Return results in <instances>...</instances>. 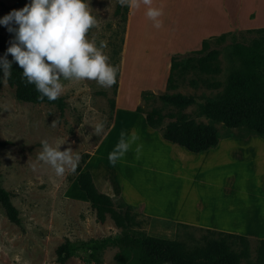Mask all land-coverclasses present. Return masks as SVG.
Returning <instances> with one entry per match:
<instances>
[{
    "label": "rangeland",
    "instance_id": "obj_1",
    "mask_svg": "<svg viewBox=\"0 0 264 264\" xmlns=\"http://www.w3.org/2000/svg\"><path fill=\"white\" fill-rule=\"evenodd\" d=\"M0 1L2 18L14 10L9 6L15 0ZM229 1L232 14L228 20L225 7L228 0H172L171 6L163 8L167 13H164L161 20L186 8L188 31L194 33L193 40L196 42L214 36L206 35L214 31L220 32L226 26H240L230 28L223 38L209 39V47L204 50H218L219 73L188 70L176 77V87L173 90H165L168 72L157 78L156 86L152 88L143 87L150 77L141 75L139 80L136 78V71L144 70L147 66H150L147 72L152 69L160 71L166 53L180 45L170 43L174 38L165 36L163 30L153 26L143 5L135 10L131 21L132 37L127 47L124 78L127 84L133 86L136 81H141L137 105L144 111L153 107L160 108L165 114L181 111L197 122H208L205 116L197 113L196 104L179 110L161 101L157 95L164 91L179 92L194 96L196 102H203L222 89L231 64L237 62L235 58H231L230 46L235 42L250 43L257 33L247 32L246 29L264 26V0H238L241 3L237 7L233 0ZM30 2L28 0L26 4ZM88 3L99 27L92 28L87 33V39L95 38L97 47L100 41L107 42V48L103 51L109 57L108 63L116 66L119 71L115 90L113 86L101 87L94 80L72 82L62 79L65 90L60 96L64 99L65 107L61 111L55 105L16 99L14 88L4 82L2 74L0 142L8 143L0 145V184L9 191L12 203L18 209L20 224L10 222L0 205V264H60L56 259V249L65 240L79 244L122 232L109 216L102 222L96 219L94 210L75 183V172L66 170V174L59 177L50 165L38 159V154L42 151L41 140L45 139L52 145L65 140L60 146L61 151L70 147L73 154H91L113 120L114 109L110 107V101L116 102L118 96L129 12L115 14L116 0H88ZM153 3L158 6V2L153 0ZM252 11L253 14L250 13ZM12 26L18 27L15 23ZM0 34L9 44L15 38V34L10 33L2 24ZM196 49L175 53L187 55ZM214 81L220 82V85L214 86ZM145 89L153 94L142 98L141 91ZM133 96L128 86L122 93L115 128L100 147L97 157L94 156L88 164V169L97 168L99 158L107 155L110 149L109 153L114 150L121 132L126 134V138L136 132L139 140L113 167L117 182L131 190L130 199L146 196L157 207L173 212L179 210L189 218L220 227L240 228L239 223L246 218H257L259 214L260 218L263 217L261 222H264V198L260 196V193L264 195V137L257 134L239 137L237 135L244 133L245 128H227L221 122H216L220 139L246 140L222 142L217 153L209 154L210 156H193L187 153L181 156L175 152L174 147H163L156 142L157 136H161L160 132L142 121L140 116L143 112L130 109ZM130 118H135L133 123ZM171 119L165 117L163 124ZM98 122H104L105 127L100 135H95L94 126ZM82 125L83 128H80ZM147 128L151 131H147ZM226 133L231 135L226 136ZM137 145H142L138 158L135 151ZM79 164L82 165L81 160ZM146 166L160 170L151 171ZM110 196L114 207L122 204L120 195ZM138 206L132 211H124L127 228L135 237L152 235L168 238L191 248L203 244L208 237L218 235L202 226L169 219L149 220L141 215V208ZM243 236L248 241V255L240 258V264H264L258 257L260 239L264 236ZM241 248L242 245L236 239L232 243V249L239 253ZM118 251L119 246H106L101 251L102 263L119 264L114 257ZM89 252L86 248L78 249L64 264H95L89 258Z\"/></svg>",
    "mask_w": 264,
    "mask_h": 264
},
{
    "label": "trees",
    "instance_id": "obj_2",
    "mask_svg": "<svg viewBox=\"0 0 264 264\" xmlns=\"http://www.w3.org/2000/svg\"><path fill=\"white\" fill-rule=\"evenodd\" d=\"M28 0H15L9 7L16 9L25 5ZM0 5L2 2L0 1ZM127 13V6H120L116 0L115 14ZM247 32H256L257 36L248 44L235 42L230 46L231 58L237 62L231 64L230 71L222 85V89L213 97L203 102H196L194 96L184 95L179 92L168 93L166 91L158 94V98L179 110L191 104L197 105V113L208 119V122H197L185 112L163 113L160 108L153 107L144 111L139 105L135 107L137 112H143L147 125L157 129L165 140L177 143L191 152H201L213 148L218 144L220 135L216 122H221L227 128H245V132L239 137L249 134H257L264 137V27L247 28ZM228 32L211 36L201 41V48L193 50L187 55L175 53L170 57L169 71L166 79L165 90H173L176 87V77L188 70H197L204 73L216 74L220 72L217 62L218 50L209 49V39L223 38ZM9 43L0 34V57L6 55L11 62V77L7 83L14 88L16 99L31 103H47L55 105L63 110L65 102L63 97L55 101H49L47 97L39 101L40 95L34 84H28L22 78L23 69L14 61L11 54H7ZM3 70L0 68V86ZM119 75V71L116 76ZM219 86L220 82H212ZM114 90L117 87L113 85ZM153 93L150 90H142L141 97L146 98ZM110 107L114 109L115 100L110 101ZM165 117L172 118L163 124ZM226 136L231 134L226 133ZM7 141L0 142V145L7 144ZM89 153L81 156L82 165H78L75 173L79 189L84 192L95 217L102 222L109 216L122 232L119 235H108L100 239H93L90 242L73 244L65 240L56 249V259L60 264L73 255L78 249L86 248L89 258L95 264H103L101 251L106 246H119L115 253V260L119 264H240V258L248 255V241L245 236L223 231H207L218 235L205 239L201 245L187 248L182 242L147 235L144 238L135 237L130 234L124 215V211H132L135 206L122 201L118 207H114L110 195L100 191L94 184L89 170H83L84 163ZM0 205L2 206L7 219L20 224L18 209L12 203L9 191L0 184ZM138 207H142L139 205ZM238 240L242 245L239 253L232 249V243ZM258 257L264 261V238L260 239Z\"/></svg>",
    "mask_w": 264,
    "mask_h": 264
},
{
    "label": "clouds",
    "instance_id": "obj_3",
    "mask_svg": "<svg viewBox=\"0 0 264 264\" xmlns=\"http://www.w3.org/2000/svg\"><path fill=\"white\" fill-rule=\"evenodd\" d=\"M117 2L134 10L143 5L153 26L157 29L163 26L160 19L164 15L163 6H155L153 0ZM13 23L18 27H13ZM0 24L15 34L7 54H11L23 69L22 78L35 85L40 94L39 101L45 97L49 101L57 100L65 90L62 79L72 82L94 80L105 88L116 83L118 68L108 63L109 57L103 51L107 42L100 41L97 47L95 38L87 39V33L99 27L88 0H31L23 8L14 9L0 18ZM0 68L6 83L12 74L11 62L6 55L0 57ZM104 127V122L96 123L94 134L100 135ZM137 140L136 132L127 138L121 132L119 142L108 155L109 163L115 166ZM64 143L65 140H61L52 145L46 139L41 140L42 151L38 154V159L50 165L59 177H63L66 170L74 173L81 160L80 154H73L70 147L61 151L60 146ZM141 148L142 145L136 146L137 158Z\"/></svg>",
    "mask_w": 264,
    "mask_h": 264
},
{
    "label": "crops",
    "instance_id": "obj_4",
    "mask_svg": "<svg viewBox=\"0 0 264 264\" xmlns=\"http://www.w3.org/2000/svg\"><path fill=\"white\" fill-rule=\"evenodd\" d=\"M154 1L158 2V6L162 5L163 8L169 7L173 4L172 0H154ZM229 2L230 1L228 0V2H226V6H225L227 13H228L227 14V20H228L230 14H232V9H230ZM233 3H235L236 7H237V6H240L241 2H239L238 0H233ZM181 10L175 12L174 14L167 15L164 19H162L163 26L161 28H159V30H163V34L165 36H167L169 38H174L173 41H171L170 43L179 44L180 46L178 48H176V47L171 48L169 50V52L166 53V55L163 58V61L161 63L162 66L160 68V71H157V69H152V71L147 72L146 70L150 66H147L148 68H146L144 70H137L136 71L137 80L140 79L141 75H145V76H148L151 78L149 81H147V84L143 85L144 88H152V87L156 86L157 78L162 77L163 75H165L169 71L170 57L173 53L187 51L190 49H196L198 47H199V49L201 48V40L202 39H199L197 42L194 41L193 40L194 33L188 31V16H186V12H187V11H185L186 8L181 9ZM128 12L129 13H128V20H127V25H126V34H125L124 50H123V58H122V69H121V73H120L118 96H117V100L115 102L113 120H112L111 124L108 126V128L106 129V131L104 132V134L102 135L100 141L98 142V144L96 145L94 150L91 152V154H89V157L87 158L86 162L84 163L83 170L87 169L90 171V173L92 175V179L94 181V184L100 191L105 192L108 195H120L125 202H127V203H129L135 207L142 204L141 205L142 206L141 207V215L144 218H147L149 220H153L154 218L162 219V220L169 219V220H172L175 222L186 223V224H191V225H196V226H202L205 228L215 229V230L223 231V232L240 233L243 235L255 234L258 236H264V222L263 223L261 222V219H263V217L260 218L261 214L258 215L259 217L254 218L252 220L246 218V220L244 222L239 223L240 228H237L238 226L235 228L220 227V226L215 225V224H209V223L201 222V220L198 221V220L189 218L185 214L178 212L179 210H176L173 212V211L167 210L165 208L157 207V205L154 204L151 201V199L149 197H146V196H142L140 198L133 199V200L130 199L131 190L129 189L128 186L124 187L122 184L117 182V179L113 173V171H114L113 167L114 166L109 163L108 155H109V151H111V149L108 151L107 155H103L101 158H99L100 161L98 163L99 166L97 168L94 167L91 170L88 169V168H90V166L88 164L91 162V160L94 156L97 157L96 155H97V152L100 150V147L106 141L110 132L112 130H114V128H115V122H116L115 120L118 116V112H119V109L121 106L122 93H124L125 90H127L128 86H129V90L132 92V95H134L133 96L134 101H133L130 109L132 111H136L135 107L137 106V102H138L137 101L138 96H139L138 94H139L140 89L142 88L141 81L140 82L136 81L134 86H133L132 84H127V82L124 78L125 77L124 76L125 60H126V54L128 52L127 47L129 45V39L132 37L131 21H132L135 10L130 9L128 7ZM163 12L167 13L165 10H163ZM170 12H172V10ZM250 13L253 14V11ZM175 14H178V15H175ZM234 27H240V26L239 25H233L231 27L226 26V28H223L220 32L214 31L213 33H209L206 36H208L210 34L219 35L221 33L228 32V30L230 28H234ZM260 27H264V26H260ZM196 50H198V49H196ZM140 117H142V121L146 123L145 118H144V114L141 115ZM133 119H135V118H130L129 120H132V123H133V121H134ZM137 121H139V120L137 119ZM146 125H147V123H146ZM146 130L151 131V130H149V128H147ZM157 138H158V140L156 142H158L160 146L172 147V148L174 147V149L176 150L175 152H178L181 156L183 154H185V155L189 154V155H193V156H201V155L210 156L209 154L217 153L222 142L233 141V140L234 141L246 140V139H233V138L220 139L218 144L213 148H209L208 150L201 151V152H191V151L187 150L185 147H183L177 143L165 140L164 138H162V136H157ZM95 165L96 164L94 163L93 166H95ZM146 168L150 169L151 171L160 170L159 168H156L153 166H150V167L146 166ZM75 183L78 186L76 180H75ZM260 189H261V185H260ZM83 196L85 197L84 192H83ZM260 196L264 198V195H262L261 193H260ZM246 227H247V229H246ZM262 228H263V230L261 231Z\"/></svg>",
    "mask_w": 264,
    "mask_h": 264
}]
</instances>
